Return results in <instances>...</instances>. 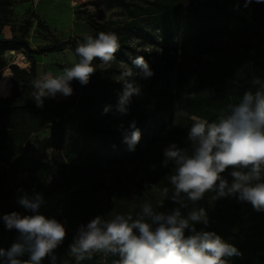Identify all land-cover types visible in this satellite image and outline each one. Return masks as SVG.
Listing matches in <instances>:
<instances>
[{
  "label": "trees",
  "instance_id": "16d2710c",
  "mask_svg": "<svg viewBox=\"0 0 264 264\" xmlns=\"http://www.w3.org/2000/svg\"><path fill=\"white\" fill-rule=\"evenodd\" d=\"M13 1L0 0V31L9 24ZM229 3L235 6L243 5L251 22L229 9ZM103 5L107 9L118 8L125 12L131 22L129 26L145 21L151 26L150 32L162 29V37L158 44L164 49L171 44L174 52L177 51V42H173V38L182 29L185 33L181 43L182 56H191L193 53V47L188 44L189 33L197 38H206L212 33L221 34L230 24L236 23L237 26L241 23V30L247 36L258 33V28L264 29V3H255V0L248 8L244 7V0H142V2L103 0ZM32 16L38 29L48 30L36 15L32 13ZM31 28L32 20L24 19L21 35H27ZM102 31L115 33L117 36L119 34L113 27H103ZM84 36L69 40V46L74 52ZM131 36V33L118 36L120 49L108 69L96 68L95 74L91 76L86 86H82L78 81L76 84L72 82L74 90L72 100L56 102L45 98L42 107H37L32 99L34 91L32 81L38 76V65L34 56L43 53H33L12 42L0 44V70L5 67L9 69L12 83L9 97L0 99V179L5 181L9 175L14 177L19 168L27 163L30 168L29 188L50 196L63 188L74 187L70 198L66 199L60 208L61 215L57 217L65 223L67 237L55 250V255L65 249L70 250L69 246L73 243L75 234L68 229L87 207H91L103 164L128 154L127 145L122 141L133 120L141 131V139L149 135L155 138L158 135L155 129L164 127L166 118L172 116L174 106L185 114L184 122L189 127L193 123L191 119L193 116L212 122L228 104L236 103L247 91L258 72L264 70V55L254 62L246 61L242 57L237 59L234 54V52L240 54L237 46L234 47V52L231 50L228 53L226 59L214 60L207 69L201 71L197 68L184 70L185 60L182 59L176 65L174 78L184 89L172 93L166 90L164 83L169 84V74L176 63L163 51L158 62L150 66L155 73L154 76L145 81L141 94L130 103L128 113L122 115L117 110L118 104L115 101L120 91L114 76L118 64L129 52L127 42ZM149 36L147 33L143 38L149 39ZM10 40L24 39L11 37ZM58 43L59 41L54 40L45 48ZM20 50L30 58L27 70L16 65H7L3 58L7 53ZM61 50L62 48L53 49L49 52ZM76 57L79 59L77 55ZM93 63L95 66L100 61L94 60ZM157 87L161 89L155 94L153 91ZM150 96L154 97L152 101L149 99ZM106 106L110 108L104 113ZM42 128L48 130V137L41 141L35 139V142L42 151L50 148L59 150L65 163L25 154L23 147L30 146L29 136ZM168 136L172 143L175 142L184 148L176 133L170 132ZM164 172L159 179L163 188L169 189L170 183L166 180ZM0 195L11 213L1 187ZM228 209L229 212L216 227L206 229L215 231L242 253L241 256L226 258L228 264H264V212H257L250 203L238 200ZM0 211H3L1 207ZM15 242L17 239L0 219V248L7 250ZM19 258L27 260L29 254L26 252ZM117 259L118 256L108 255L104 256L103 262H98L97 257L93 255L91 259L86 258L75 264H113ZM49 262L50 258H46L42 264ZM56 264L64 262L57 257ZM69 264H74V261L70 260Z\"/></svg>",
  "mask_w": 264,
  "mask_h": 264
},
{
  "label": "clouds",
  "instance_id": "9594fccd",
  "mask_svg": "<svg viewBox=\"0 0 264 264\" xmlns=\"http://www.w3.org/2000/svg\"><path fill=\"white\" fill-rule=\"evenodd\" d=\"M252 3L244 0V7ZM119 49L115 33L101 31L95 37L86 34L75 48L78 62L64 68L62 74L48 72L32 81V99L37 107L43 106L45 98L54 99L58 94L70 97L73 81L86 86L96 72L94 60L109 64ZM131 63L135 71L125 69L118 81L123 84L117 105L122 115L128 113L132 97L141 94V85L130 78L147 80L155 74L143 56H136ZM253 85L255 91L250 89L236 103L228 104L216 120L192 117L186 137L191 151L175 142L163 148L162 166L172 165L171 195L165 187L163 200L155 207L144 203L136 218L130 214L110 218L97 215L80 224L69 246L70 255L77 262L91 259L94 254L118 256L113 264H228L226 258L241 256L236 246L215 231L205 230L210 218L206 208L197 205L207 193H214V200L236 198L264 212V81L255 78ZM109 108L106 106L104 113ZM141 136L133 120L122 142L134 151ZM20 191L24 194L17 203L32 214L13 211L0 217L8 230L15 229L19 234L9 249L0 248V264H42L46 258L56 264L55 250L67 237L65 223L40 212L45 204L42 194L30 196ZM168 199L177 207L170 212L157 211ZM198 224L204 227L198 230ZM26 252L29 259H20Z\"/></svg>",
  "mask_w": 264,
  "mask_h": 264
},
{
  "label": "rangeland",
  "instance_id": "374dc122",
  "mask_svg": "<svg viewBox=\"0 0 264 264\" xmlns=\"http://www.w3.org/2000/svg\"><path fill=\"white\" fill-rule=\"evenodd\" d=\"M140 1L142 2V0ZM229 4V9L251 22L243 5L239 4V6H235L232 3ZM183 7H185V4H183ZM11 9L12 15L9 24L1 29L0 39L7 40L11 37L15 39L23 38L29 47L35 50L49 46L54 40L62 42L86 34L97 35L102 31L103 27L117 29L119 37H122L126 33H131L132 36L127 42L129 52L118 64L117 72L114 76L116 83L119 85L120 92L123 90L122 82H118L120 75L127 68H132L135 71V67L131 62L136 56H143L151 66V64L158 62L162 52L165 51L166 55L176 63L169 74V84L164 83L166 90L174 93L184 89L183 86H179L176 83L174 78L177 69L176 65L182 59L185 60L183 62L184 70L197 68L201 71L207 69V66L214 60L220 58L222 60L226 59L229 56L228 53L231 50L234 52L233 49L236 46L240 53L234 52L237 59L242 57L246 61L253 60L254 62L264 55V29L258 28V33L247 36L241 30V23L240 26H237V23L230 24L228 26L229 28L221 32V34L212 33L206 38H197L190 33L187 34V37H189L188 44L193 47V53L191 56H182L180 53L181 43L185 34L182 29L173 38V42H177V51L174 52L171 44L164 49L158 44L162 37V29L150 32L151 26L145 21L139 22L135 26H129L131 22L127 14L118 8L107 9L103 5V0H14ZM32 13L37 16L41 23L47 26L48 30L38 29L36 27V21H34ZM27 18L32 20V28L27 35L22 36V22ZM147 33L150 35L149 39H144L143 36ZM62 49H67L68 51L66 50L67 53H64L62 58H60L61 65H54L52 62H48L53 67L52 71L63 70L78 62L75 52L69 45ZM18 54H21L24 62L27 63V67L25 68L27 70L30 58L22 50L7 53L3 58L7 65H16L14 60ZM56 54L57 52L43 53L47 58H52ZM109 65L110 63L103 64L100 62L95 67L108 69ZM7 71L9 69L6 67L0 70V79ZM37 73V77H39L40 75L46 74L47 70L38 69ZM255 78H260L264 81V70H260ZM130 79L136 80L137 86L141 85L142 90L146 80L139 81L137 77ZM11 88L12 83L10 81L9 95ZM160 89L161 87H157L153 93L157 94ZM250 89L255 90L253 82L248 86L247 91ZM73 96V94L67 98L59 96L54 101L72 100L74 98ZM135 98L136 96H133L131 102ZM149 99L152 101L154 97L150 96ZM115 101L118 104V95L115 97ZM184 117L185 114L174 106L172 116L166 118L164 127L155 129L158 132L155 138L149 135L147 138L141 139L135 150L129 151L126 156H119L118 159L104 163L103 169L98 176L99 185L91 207H87L82 215L77 217V220L72 223L68 231L76 234V230L80 224H86L97 215L110 218L117 214H130L133 218H136L144 203H151L155 207L163 200L162 193L164 188L159 176L165 171V178L170 183L169 178L172 174L171 164L167 168L161 164L163 160V148L172 143L168 133H176L184 148L188 147V150L191 151L190 144L186 142L189 126L184 122ZM46 137H48V130L46 128H42L36 133L31 134L29 136L30 146L25 145L23 147L25 154L34 158L65 163V159L59 150L50 148L42 151L39 144L35 142V139L41 141ZM228 179L231 180V177L229 176ZM29 180L30 168L27 163H24L19 168V171H17L14 177L9 175L5 181L0 179V187L3 189L6 201L12 212L17 211L23 215L32 214L17 203L18 197L24 194L20 189H23L30 196L34 193H40L29 188ZM73 189L74 187L63 188L50 196H45L40 193L45 201V204L40 208V212L50 218L59 217L61 215L60 208L63 206L64 201L70 198V193ZM172 191L173 188L170 184L169 195L172 194ZM213 196L214 193H207L205 198L197 205V207H205L208 212L210 225L206 229L216 227L229 212L228 207L237 200L231 197L214 200ZM175 207L177 205L168 199L164 201V206L158 208L157 211L170 212ZM186 211L184 210L185 214ZM3 213L4 211H0V217H2ZM196 227L199 230L204 226L198 224ZM56 256L61 258L64 264H69L70 260H73L74 264L77 262L70 255V250L68 249L56 254ZM94 256L97 257L98 262H103V254H94Z\"/></svg>",
  "mask_w": 264,
  "mask_h": 264
},
{
  "label": "water",
  "instance_id": "95a60500",
  "mask_svg": "<svg viewBox=\"0 0 264 264\" xmlns=\"http://www.w3.org/2000/svg\"><path fill=\"white\" fill-rule=\"evenodd\" d=\"M8 42H12L14 43L15 45H19V46H22L24 47L25 49L27 50H31L33 53H47L53 49H60V48H63V47H66L68 45H70V41H62V42H59L58 44L52 46V47H49V48H41V49H38V50H35V49H31L28 45V43L24 40H10V39H7V40H0V44H6ZM77 81H74V84H76ZM0 207L3 209L4 213L3 214H6V213H9V210L8 208L5 206V204L3 203V200L1 198V195H0ZM11 233L13 234V236L17 239L18 238V232L13 229V230H10ZM49 264H52L51 262H49Z\"/></svg>",
  "mask_w": 264,
  "mask_h": 264
},
{
  "label": "crops",
  "instance_id": "0c3cea01",
  "mask_svg": "<svg viewBox=\"0 0 264 264\" xmlns=\"http://www.w3.org/2000/svg\"><path fill=\"white\" fill-rule=\"evenodd\" d=\"M67 49H62L61 51H58L57 52V54L54 56V57H52V58H47L45 55H43V54H40V55H35L34 56V60H35V62L37 63V65H38V69L39 70H42V69H46L47 70V73L48 72H51L54 76L55 75H59V74H62V71L63 70H59V71H56V70H54V71H52L53 70V67L51 66V62L54 64V65H61V61H60V58H62V55L64 54V53H67V51H66ZM45 54V53H44ZM74 59V58H73ZM48 62H50V63H48ZM72 62H74L73 60H72ZM55 69V68H54ZM38 78V77H37ZM59 96H61V95H57L56 96V98L57 97H59ZM50 99H53V98H50ZM55 99V98H54ZM53 99V100H54Z\"/></svg>",
  "mask_w": 264,
  "mask_h": 264
},
{
  "label": "bare ground",
  "instance_id": "6f19581e",
  "mask_svg": "<svg viewBox=\"0 0 264 264\" xmlns=\"http://www.w3.org/2000/svg\"><path fill=\"white\" fill-rule=\"evenodd\" d=\"M14 63L21 69L27 67V63L24 62L23 56L18 54L14 60ZM11 73L9 71L5 72L0 79V98L6 99L9 96Z\"/></svg>",
  "mask_w": 264,
  "mask_h": 264
}]
</instances>
